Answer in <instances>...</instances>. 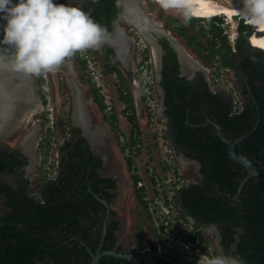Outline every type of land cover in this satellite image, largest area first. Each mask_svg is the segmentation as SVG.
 <instances>
[{"label":"trees","instance_id":"16d2710c","mask_svg":"<svg viewBox=\"0 0 264 264\" xmlns=\"http://www.w3.org/2000/svg\"><path fill=\"white\" fill-rule=\"evenodd\" d=\"M86 1L84 8L87 11L91 7L94 9L91 16L96 21L105 11L112 12V16L116 12L115 0ZM183 9L186 11L185 20L200 36L208 38V44L205 47L195 36H187L185 26L179 27L178 31L187 36L189 44L197 43L200 48H205V55L199 52L205 65H213L218 58L220 69L236 70L244 105H234L232 96L224 91L212 92L201 74L192 81L180 77L177 56L170 51L171 60H166L161 82L168 138L175 144L178 154L201 164L202 176V182L183 186L175 192L173 201L177 209L180 208L178 218L185 224L188 223L187 218L192 217L196 228L206 223L225 224L232 228L242 226L246 235L242 236L240 246L243 247L244 241L245 245L250 242L251 247L262 248L264 252V176L251 178L242 186L248 175L246 169L230 158L228 146L220 139L214 126L204 125L207 119H211L230 140L243 138L236 146L237 154L258 166L264 165V49L250 46L248 38L252 27L243 20L239 23L237 51L233 52L229 36L222 27L224 18L199 19L192 16L187 8ZM197 20L206 22L196 28ZM172 22L178 23V20L173 19ZM106 50L110 53L108 48ZM107 65L113 66L112 61ZM121 94L128 120L133 126L131 140L135 144L137 139L133 134L140 136L141 132L134 99L131 91H122ZM93 97L104 111V98L95 89ZM105 118L116 130V116L106 115ZM72 133V139L61 149L63 156L57 178L42 181L36 195L29 192L28 179L19 177L14 185L0 182V197L9 210L0 217V264H91L103 238L107 214L103 201L113 203L116 194L112 191L117 188V180L100 174L103 160L91 151L85 138L77 137L80 129L73 128ZM127 162L130 171L135 172L130 156ZM22 163L14 153L0 148V173L8 171L18 175L17 168ZM133 179L138 186L140 177L136 172ZM144 191V188H138L137 198L153 221L143 200ZM115 215L112 210L111 218ZM119 227L116 219L109 221L102 251L124 252L123 246L117 245ZM168 227L170 232L176 230L175 224ZM164 228L166 225L161 222L160 229ZM160 229L157 228L158 241L150 242V251L141 253L145 255L132 259L105 255L99 264H199L197 259L186 260L188 263L180 261L181 256L165 245L166 238ZM226 234L229 241L234 242L235 231L228 230ZM188 239L194 240L195 237ZM160 244L166 251L158 254ZM137 253L132 250L127 254Z\"/></svg>","mask_w":264,"mask_h":264},{"label":"rangeland","instance_id":"374dc122","mask_svg":"<svg viewBox=\"0 0 264 264\" xmlns=\"http://www.w3.org/2000/svg\"><path fill=\"white\" fill-rule=\"evenodd\" d=\"M138 1L143 9L144 17H147V20H151L158 26L163 28L168 27L170 29L168 31L173 37V40H177L179 45L185 49L184 51H186L195 62L197 61L199 63L200 68H202V70L204 69L207 78L210 80V86L213 91H218L221 88L230 89L232 71H229L227 68L220 69L218 58L215 59L217 60L216 63L206 66L198 58L200 57V51L203 55L206 54L205 48H200L197 43L193 45L189 44L187 38L189 35L195 36L197 41L205 47L208 44V38L200 36L193 26L185 20L184 16L186 15V11L183 8L171 7L164 9L161 7L159 0ZM235 1L239 2L240 0ZM72 2L80 7L78 1L73 0ZM240 2L242 6H247L246 3H243V0ZM180 6L190 8L182 5ZM194 15L200 17L198 14ZM216 16L223 17L224 15ZM224 18L223 21L225 23L222 24L224 33L229 36L233 52H236L237 49L235 44L239 37V23L241 20L246 24L250 23L249 19H243V17L240 16L234 17V19H229L228 17ZM173 19L178 20V23L173 24ZM232 20L234 21L231 22ZM205 22L206 21L197 20L195 23H198V25L195 27L197 28ZM168 24L172 25L169 27ZM121 26L126 30L132 28V25L128 22H121ZM181 26H185L188 29L187 36L181 35L178 31V28ZM256 32L252 29L249 38ZM144 40H139V49L140 51L142 50V52L139 53L138 56L137 52L133 57L136 69L134 67L125 66V63H122L114 55V59H112L113 67L110 69L107 65L109 57L106 51L94 52L91 49L90 52V50L87 49L78 51L74 56L66 59L57 70L37 75L39 90L36 89L37 79L35 75H32L34 82L32 79L31 81L33 85L35 83L38 103H34L35 105L33 104V106H26L28 109H18L15 114L18 117H23L22 122L17 125L18 127L12 126L11 129H13H10L0 140L1 145L5 149H16L20 144L24 143L26 136L37 128L31 142L33 156L30 157L31 159L27 166L26 173L31 181L30 184L32 183L30 193L36 195V190L39 188L42 181H50L57 178L60 161L63 156L61 149L72 139V129L74 127L79 128L76 124L77 121L78 123L82 122V120L78 118L81 114V103H85L88 116L91 120V127L93 129L97 128L98 130L97 135L91 136L93 145L92 150L95 155L106 159L103 169L100 170V174L112 178L115 176L117 179V188L112 191L116 194V197L113 203L110 204L111 210H113L116 215L111 219H116L120 223V227L116 232L117 245L123 246V251L127 253L132 250H136L138 253H143L144 251L149 252V243L158 241V236L156 234L158 233L157 228L160 229L159 226L161 222L158 221V223H154V221H151L148 217L146 207L139 202L136 191L140 185L135 186L133 174L136 172L140 177V183L145 190L144 198L147 195L154 197L155 194H158L155 193L156 190L158 192L159 190L161 192L163 190L171 192L170 196H168V198H171L176 187L182 185V181L178 180L179 176H182L181 178L190 182L198 181L197 169L193 164H190L182 158H177V160H175V158L174 160L170 159L169 151H172V148L168 144V139L164 136L161 137L162 134H167V132L164 131L165 129H163V120L154 116L149 118L150 113H160L157 106L160 100L158 90L153 104H150L148 101V103L152 105L151 110H149L148 103L145 104L141 99L143 89L140 90V83L142 84V88L145 82H150L151 84L155 82L153 85L157 87V78H155V74L158 72L156 71V68L158 70V67H156L157 55L153 47H150V44L148 45L147 41L145 40V42ZM250 46L256 47L252 42H250ZM145 60H148V62H145ZM183 69L187 72L193 71L189 70V67L185 64H183ZM72 78L76 79L79 84H81L82 88H85L82 102L79 101V97H76L77 94L73 88L74 84H72ZM94 89L104 98V111L94 102ZM122 91L124 93L131 91L136 103L139 130L143 136L139 139L136 138L135 144H132L131 141L132 124L128 120L126 105L121 99ZM35 95L36 94H34V96ZM42 96L45 98L44 100ZM242 104L243 98L241 96L239 106ZM29 110L31 112L28 117L22 115V111ZM106 115L116 116L118 122L116 130L111 121L105 118ZM100 129H103L105 132H100ZM133 137H135L134 134ZM124 147H126L125 151L123 150ZM126 150H128L129 153H126ZM128 156L133 160V166L136 169L135 172L130 171L127 162ZM175 170L178 171L175 172ZM182 172L183 174H181ZM154 180H159V185H155ZM0 182L14 185L15 178L12 174H7L5 172L0 173ZM161 199V205L163 207L165 206L164 200L167 199L164 193ZM8 211L9 210L5 207V200L1 197L0 217ZM175 212L179 213L177 207L173 204L171 213L174 214ZM183 226L184 223H180L176 228L182 229ZM185 227L186 230L189 228V226ZM165 230L166 229H160L159 232L167 239L168 235H165ZM186 230L182 229L183 238L192 235L186 232ZM210 240L213 241L212 239ZM179 259L182 262L188 263L185 256Z\"/></svg>","mask_w":264,"mask_h":264},{"label":"clouds","instance_id":"9594fccd","mask_svg":"<svg viewBox=\"0 0 264 264\" xmlns=\"http://www.w3.org/2000/svg\"><path fill=\"white\" fill-rule=\"evenodd\" d=\"M159 2L164 9L180 7L178 0ZM246 3L252 16L264 21V0ZM106 35V27L74 2L0 0V45L7 46L12 67L18 71L32 75L53 72L78 51L99 48ZM199 264H246V261L227 253L211 257L203 254Z\"/></svg>","mask_w":264,"mask_h":264},{"label":"flooded vegetation","instance_id":"af4514ba","mask_svg":"<svg viewBox=\"0 0 264 264\" xmlns=\"http://www.w3.org/2000/svg\"><path fill=\"white\" fill-rule=\"evenodd\" d=\"M72 1L73 0H66L65 2H72ZM76 1H78V3H80V7L83 10H85L84 7L87 4V1L86 0H76ZM115 6H116V12L113 13V16L111 14L112 12H109V11L108 12L105 11V13L102 16H100V20L98 22L106 27L107 35L105 37L104 42L100 45V47L96 48V49H92V50L94 52H97V51L98 52L99 51H106L107 52L106 49L108 48L110 50V53L107 52L108 53V57H109L108 61H110V60L112 61V59H114L113 55L116 56L121 61L120 55H119V53L117 52V50L115 48V44L122 41L123 42V44H122L123 46L121 45L122 46L121 55L124 58L128 59L127 60L128 63L125 66L134 67L136 69V65H135L133 57H134V55H136L137 52H138L137 56L139 55V53L142 52V50L140 51V49H139V40L140 39L144 40L146 38L144 37V34L142 32H140V30L138 29L137 26H135L130 21L128 22V20L124 18V16L126 15V10H125L124 6L120 3V0H115ZM85 11L89 15H91V13L94 11V9L91 7L90 11H87V10H85ZM107 15H110V16H107ZM121 22H128L129 24L132 25L131 26L132 28H129V29L126 30L125 28H123L121 26ZM164 29L167 30V31L170 30L168 27H166ZM158 34H161V35L157 36V41L155 42L156 47H157V51H158L157 52L158 53V58H159L158 59V63H157V60H156V67H158V70L156 68V71H158V72H157V74H155V78H157V80H156L157 87H154V85H153V84H155V82L153 84L148 82V83H146V85L144 84L143 88H142V84L140 83V85H139L140 90L143 89L141 99L144 101L145 104L148 103V101H149L150 104H153V102H154L153 100H155V98H156L155 95H156V92L158 90V93H159L158 95L160 96V100L158 101V105L157 106L159 108V112L161 111V114L158 113V112L150 113L149 114V118L154 116V117H157L160 120H163V121L166 122L167 130L165 132H167V134H165L164 137L168 139L167 141H168V144L170 145V147L172 148L173 157L175 158V160H177V158H179V159L182 158L185 161L189 162L190 164H193L196 167V169H197L196 172H197V175H198V181L197 182H190V181L186 180L187 182H185L183 186L194 184V183L198 184V183L202 182V176H201V173H200L201 164L199 162H197V161H193V160L187 159L182 153L178 154L177 151H176L175 144L173 143L172 140H170L168 138V131H169V127H168V123H167L168 121L164 118V113H165V110H166L165 100H164L165 95H164V90H163V88L161 86V82H162V79H163V70H164V67L166 65V60H167V58L169 59L167 61L171 60L169 58L170 57V51L173 52L177 56V61H178L179 66H180V68H179V76L180 77H184L187 80H191L192 81V80H195L196 77L199 74H201L205 78V80L208 83V86H209V88H210V90L212 92L218 93L220 91H224L228 95L232 96L234 105L238 104V106H239V104L241 102V96L243 98L241 83L239 81L240 77L236 73L235 69H230L229 68L228 70L232 71V80L230 81V84H231L230 89L221 88L218 91H213L211 89V86H210L211 82L207 78V75H206L204 69L201 70V71H199L197 69L194 71L192 69L193 71H190V72L189 71L187 72L186 70L183 69V65H181V63L179 61L178 54L175 52V50L171 46V42H170L169 39H173V37L170 35V33H169V35L172 38L170 36H168L167 34H163V33H158ZM148 45H149V43H148ZM149 46L152 47L151 45H149ZM89 50L91 52V49H89ZM3 57L12 60L11 54L7 50V46L0 45V59H3ZM198 58H199V60H201L200 57H198ZM3 60H1V61H3ZM121 62L123 63V61H121ZM145 62H148V60H145ZM5 63H7V62H5ZM12 63H10V64H12ZM183 64H184V62H183ZM109 67L111 69L113 66H109ZM189 70H191V69H189ZM26 74H27V77H29L28 73H26ZM233 74H234V76H233ZM35 77L37 79V82H36V86L37 87H36V89L39 90L38 77H37V75H35ZM33 82H34V78H33ZM83 90L80 93L81 97H82L83 92H84ZM33 92H34L33 94H36L35 96L37 97V93H36V90H35V83H34V86H33ZM234 92L238 95L236 99H234L235 98ZM143 94H145V96H143ZM44 99L45 98L43 97V100ZM133 99H134V97H133ZM2 101H4V99L0 95V104L2 103ZM235 101H236V104H235ZM134 103H135V100H134ZM149 103H148L149 110H151L152 109V105H150ZM20 104H21V107L19 109H23V108H26V106H29L28 104H26V102L25 103L21 102ZM243 105L244 104H242L241 107H243ZM30 106H33V105L30 104ZM135 108H136V103H135ZM136 112H137V108H136ZM86 121H89L88 117H87ZM86 121L84 119H82V123H84L85 125H87ZM89 122L91 123V120ZM138 124H139V122H138ZM81 125L83 126V124H81ZM74 128H76V127H74ZM85 128L88 130V132H84L82 130V128L79 127L80 135H78L77 137L85 138L87 140V143H88L91 151L93 152V150H92L93 149V145H92L91 136L97 135V134H92V129L93 128L91 126L87 125V127H85ZM132 129H133V126H132ZM132 129H131V135H132ZM141 136H143V135L142 134L140 136L135 135V137L137 139H139ZM1 137L2 136H0V140H1ZM72 137H73V133L71 132V138ZM138 142H139V140H138ZM25 146L26 145H24V143H23V144H20V146L18 148H16V149H5L0 143V148L1 149L5 150V151H7L9 153H14L15 158H17V159H19V161L23 162L21 164V166H19L17 168V171H18L17 174L18 175H15L13 173H9L8 171H5V173H7V174H12L14 176V178H15V181L19 177H22L23 179H28L29 180V178L26 175V173H27V166L29 165V162H30V159H31L30 157L32 155L30 154L29 147L28 146L25 147ZM102 160H103V163L106 161V159L104 157L102 158ZM179 170H180V167H179ZM177 171L178 170H175V172H177ZM181 174H183V172ZM181 177H179V178L182 181H185V179L181 178ZM31 187H32V183L29 186V192H30ZM178 209H180V208L178 207ZM178 212H179V210H178ZM178 216H179V213H178ZM105 218H106V216H105ZM110 220H111V218H110ZM187 221H188V223H185V224H187L190 227V229L192 230L190 233L192 235L194 234L198 238V241L200 243V249H201L202 255L205 254L206 256L211 257V256H215V255L220 254V253H227V254H230V255H233V256H237V257L243 258L246 261V264H264V252L262 251V248L251 247L250 246V242H248L249 238H248V240L245 239L246 242H248V244L246 243V245H245V241H244L243 242V247L240 246V244L242 243V236L246 235L245 228H243L242 226H237L235 228H232V227H230V225H225V224L206 223V224H202L201 226L196 228L195 227V224H196L195 220L192 217H188ZM253 226H255V225H253ZM228 230H229V232H231L232 230L235 231L234 242H230L229 241V237L226 236L227 235L226 231H228ZM210 239H212L213 241H211ZM195 240L196 239H194V241ZM201 244H202V246H201ZM196 259H200V258L198 256H196Z\"/></svg>","mask_w":264,"mask_h":264},{"label":"bare ground","instance_id":"6f19581e","mask_svg":"<svg viewBox=\"0 0 264 264\" xmlns=\"http://www.w3.org/2000/svg\"><path fill=\"white\" fill-rule=\"evenodd\" d=\"M240 1L238 2L235 0H178L180 5L190 7L191 10L193 9L192 12L198 14V16L200 17H210V16L215 17L216 15H224L229 19H234V17L236 16H244L245 18H248L250 22L249 24L255 25L260 30V32L257 31L255 34L251 36V38L249 39V43L252 42V44L255 45L256 47L264 49V21L255 19L250 13L247 6H242V3ZM243 1H244L243 3L245 4L246 0ZM120 3L124 6L125 10L127 11L124 18L127 19L128 22L130 21L135 25L141 26L143 29L145 28L146 31L142 33L146 38L145 40L153 47L155 54L157 55V63H158L159 58L157 53L158 52L157 47L156 44L154 43V38L148 33V30L157 33L167 34L168 36H170L169 32L165 30L163 27L158 26L151 20H147V17L144 18L143 9L138 0H120ZM139 21L141 22L140 24H138ZM233 21L234 20H232L231 22ZM174 42L176 47L181 51V53H183L184 64L187 65L191 70L197 69L199 67V64L195 62V60L191 58L186 53V51H184L185 49L181 45H179L177 40L175 41L174 39ZM119 43L115 44V48L120 55L121 61H123V63L127 65L128 59L124 58L121 55L123 42L121 41ZM1 60L3 59H0V95L2 96L4 101H2V103L0 104V136L3 137L11 129L12 126L15 127L22 122L23 117H18L16 116V114L15 115L13 114L21 107L20 103L26 102V104L28 105L30 104L33 105L34 103H38V100L37 97L34 96L33 94L34 85L31 81V78L27 77V74L25 72L15 70L12 67V64L10 63L7 64L5 63L6 62L5 60L3 61ZM72 84H74L73 88L75 90V93L77 94L76 97H80L81 99L80 93L83 90L82 86L74 78H72ZM83 111L84 108H81V114L78 116V118H80V120L84 119L86 121L87 114ZM30 112H31L30 110L22 111V115L28 117V115H30L29 114ZM86 123L88 126H91V123L89 121H86ZM79 124H83L84 127H87V125H85L82 122H79ZM36 131L37 128L31 133H29L24 140V145L29 147V151L32 156L33 153L31 151L32 148L31 142L33 140ZM102 131L103 129H100V132ZM97 132L98 130H92V134H97Z\"/></svg>","mask_w":264,"mask_h":264},{"label":"built area","instance_id":"2783aa9c","mask_svg":"<svg viewBox=\"0 0 264 264\" xmlns=\"http://www.w3.org/2000/svg\"><path fill=\"white\" fill-rule=\"evenodd\" d=\"M145 85H146V82H145ZM234 96H235L234 99H236L238 95L234 92ZM235 104H236V101H235ZM163 123H164V126H165V127L163 126V129H165L164 131H166L167 130L166 122L163 121ZM162 136H165V135L162 134L161 137ZM121 137H123V136H121ZM125 149H126V147H125ZM126 153H129V151L126 150ZM169 154H170V159L174 160L173 151L170 150ZM179 177H178V180L182 181ZM158 181L159 180H156V184L159 185ZM185 182H187V181L186 180L182 181V185H180V187L179 186L176 187L174 193H172V197L171 198H168V196H170L171 192H167L166 190H163L162 192L159 190V192H158L156 190L155 193H158V194H155L154 197H150L151 195H147L145 198L143 197V200L148 205V208H149V210H150V212L152 214L154 223H158V221H161V222H163L166 225V228H164V229H166L165 230V235H168V238L166 239V244L165 245L166 246L169 245L170 247L169 246L168 247L171 248V249H174L175 252L177 254H179L181 257L185 256L189 261H193V260L196 259V256H198L200 258L201 255H202V252H201V249H200V243L198 241V238L194 234L191 235L190 237H195V239H196L195 241L188 239L189 237L183 238L184 235H182V229L186 230L185 226H188L187 224H184L182 229L181 228L180 229L176 228V230L174 232H170L169 227H168V226H170V224L171 225L175 224L176 227H178V225L180 223H182L181 220L178 218V213L175 212L174 214H172L171 212H172V209H173V204H174V206H176L175 202L173 201V196L175 195V192L177 190H179L181 187H183ZM139 185H140V187H138V188H142V185H141L140 182H139ZM163 193H165V197H167V199L164 200V205L165 206L162 207V205H161V200H162L161 196H162ZM167 201L169 202V205L166 204ZM189 228L186 230V232H188V233H190L192 231ZM181 236H183V237H181ZM167 243H168V245H167ZM148 251H150V249ZM157 251H158V254L162 253L163 248H162L161 245H158V250ZM197 260H199V259H197Z\"/></svg>","mask_w":264,"mask_h":264},{"label":"water","instance_id":"95a60500","mask_svg":"<svg viewBox=\"0 0 264 264\" xmlns=\"http://www.w3.org/2000/svg\"><path fill=\"white\" fill-rule=\"evenodd\" d=\"M127 13V11H126ZM145 18V17H144ZM132 23V22H131ZM141 22L139 21L138 24H140ZM143 23V22H142ZM134 24V23H133ZM144 24V23H143ZM135 25V24H134ZM138 27V29L140 30V32H144L146 31L145 28L143 29L141 26H138V25H135ZM148 33L154 38V43L157 41V36L158 35H161V34H158L154 31H150L148 30ZM170 42H171V46L173 47V49L175 50V52L178 54L179 56V61L181 63V65H183V62H184V58H183V53H181V51L176 47L175 45V42L174 40L172 39H169ZM185 53V52H184ZM3 59L7 62V63H12L13 61L10 60V59H7V58H4ZM197 70L201 71L202 68H200V66L197 68ZM29 77L32 79L33 81V77L31 74H28ZM79 101L82 102V100L80 99ZM81 104H84V103H81ZM82 106V105H81ZM15 114V113H13ZM78 127H81L82 130L84 132H88V130L82 126L81 124L78 123L77 121V124H76ZM205 126H208V125H212L214 126V128L216 129L217 131V134L218 136L220 137V139L228 146V151H229V156L230 158H232L236 163L240 164L241 166H243L248 175L245 177V179L243 180L242 182V186L251 178H255V177H260V176H264V165L262 166H258L257 164H255L254 162L250 161L247 157L243 156V155H239L237 154L236 152V146L237 144H239L243 138L241 139H238L236 141H232L230 140L229 138L226 137V135L224 134L222 128L217 124L215 123L214 121H212L211 119H207L206 123L204 124ZM241 186V187H242ZM105 204H106V207H107V214H106V218H105V221H104V231H103V238H102V241H101V244H100V247L97 251V253H95L93 256H92V262L91 264H99L101 258L105 255H111V256H114V257H117V258H125V259H132L134 257H141L145 254H141V253H137V254H127L125 252H120L118 253L117 251L115 250H112V251H107V252H104L102 251L103 250V246H104V240H105V236H106V233H107V228H108V223L110 221V218H111V206L110 204H108L107 202L103 201Z\"/></svg>","mask_w":264,"mask_h":264},{"label":"crops","instance_id":"0c3cea01","mask_svg":"<svg viewBox=\"0 0 264 264\" xmlns=\"http://www.w3.org/2000/svg\"><path fill=\"white\" fill-rule=\"evenodd\" d=\"M84 89V92H83V95H82V97H81V100H82V98H84V93H85V88H83ZM80 98V97H79ZM82 106H81V108H84V112L87 114V117H88V120L90 121V118H89V116H88V111H87V109H86V107H85V103L84 104H81ZM160 114H161V111H160ZM93 130H97V128H95V129H93ZM105 132V131H104ZM113 178H115L116 179V177L114 176ZM117 180V179H116Z\"/></svg>","mask_w":264,"mask_h":264}]
</instances>
